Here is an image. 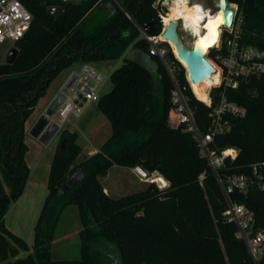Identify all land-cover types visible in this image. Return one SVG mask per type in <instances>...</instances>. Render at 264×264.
<instances>
[{"label": "trees", "instance_id": "1", "mask_svg": "<svg viewBox=\"0 0 264 264\" xmlns=\"http://www.w3.org/2000/svg\"><path fill=\"white\" fill-rule=\"evenodd\" d=\"M20 1L33 20L14 42L18 50L14 61L0 62V264H105L97 247L101 243L116 248L121 264H264V255L254 261L244 240L236 237V226L223 220L224 196L196 140L169 121L172 80L162 60L150 54V43L137 26L149 21L162 26V8L156 0ZM229 1L238 5L243 18L242 42L264 49V0ZM51 5L65 7L60 18L48 13ZM106 7L110 10L105 19L89 28L88 18ZM130 46L143 61L125 59L111 73L112 89L97 101L111 123L110 137L83 157L78 132L61 130L50 167L49 193L30 246L5 223L30 174L27 121L63 70L77 61L116 58ZM216 53L212 48L209 57ZM168 56L187 87L198 125L207 130L210 108L198 98L208 102L209 97L200 84L190 85L185 66L172 50ZM223 88L213 89L215 100ZM225 93L247 113L231 116L232 130L216 136L212 147L239 151L235 159L226 160L221 172H248L254 163L264 161V73L240 79L237 89L227 88ZM117 165L158 172L168 185L147 182L138 192L114 198L105 191L102 179ZM74 175L75 182L63 192ZM232 197L253 210L256 226L264 229V191L252 188ZM69 205L78 207L80 257L55 259V229ZM20 250L27 255L20 256Z\"/></svg>", "mask_w": 264, "mask_h": 264}, {"label": "built area", "instance_id": "2", "mask_svg": "<svg viewBox=\"0 0 264 264\" xmlns=\"http://www.w3.org/2000/svg\"><path fill=\"white\" fill-rule=\"evenodd\" d=\"M190 3L193 4L192 0ZM156 6L162 8L168 5L164 0H156ZM165 11L162 8L159 13L162 26L158 33L151 34L144 27L137 26L141 37L150 43V54L157 55L162 60L172 80L173 106L169 113V121L173 127L182 126L196 140L200 153L207 159L224 196L226 207L222 214L223 220L236 226V237L244 240L251 257L258 262L264 255V229L256 226L253 210L246 204L234 200L232 195L235 192L246 194L252 188L264 191V161L254 163L248 172H221L226 160L228 158L235 159L239 151L236 148H225L219 151L214 149L212 144L215 142L216 136L229 133L232 130L231 116L243 117L246 115L247 108L236 101L229 100L225 91L227 88L237 89L242 78L264 73V49L242 42L243 18L237 10L233 25L230 28L222 27L220 41L213 47L217 50L216 56L212 60L208 57L215 66L214 73H220V82L210 87L208 102L198 98L194 93L210 108V124L207 130H203L198 125L194 109L189 104L187 87L179 81L175 66L168 56L171 50L175 51L173 47H170V41L162 36L167 26L164 21ZM32 20L33 14L20 0H0V43L8 40L15 42L22 38L29 30ZM180 20L179 28L182 29L183 19ZM109 76L111 75L96 70L91 63L83 62L80 70L71 71L64 82L61 88L64 99L56 113L59 112L63 118H67L70 112L78 114L83 102L98 101L101 97V88ZM187 78L189 80L188 73ZM221 85L224 88L218 94V99L215 100L212 91ZM96 151L97 149L91 153ZM134 171L141 181L155 182L159 187L168 185V181L158 172L149 173L141 166H135ZM205 176V172L199 176L202 185Z\"/></svg>", "mask_w": 264, "mask_h": 264}, {"label": "rangeland", "instance_id": "3", "mask_svg": "<svg viewBox=\"0 0 264 264\" xmlns=\"http://www.w3.org/2000/svg\"><path fill=\"white\" fill-rule=\"evenodd\" d=\"M164 1L166 2V0ZM196 2H202V5L205 4L204 7L207 5L205 0H192V3ZM166 7L167 6H163L162 8L166 10ZM109 10L108 7L102 10L97 9L94 14L88 18L87 26L89 28H94L105 19ZM182 29L184 28L182 27ZM182 33L185 41L192 45L195 37L191 32L182 30ZM170 47H173V45H170ZM12 48H14V41L12 40L0 43V62H5L7 60L8 53ZM175 53L176 52H174V54ZM128 58L143 61V56L139 51L130 46L124 53L116 58L91 62V65L94 66L96 70L111 75V73L120 67L125 59ZM210 59L212 60L213 58ZM82 64V61H77L58 75L51 83L47 94L41 98L34 113L27 121L26 142L29 145V150L26 154V161L30 166V174L23 193L17 199L18 201L15 200L11 203L5 215V223L10 230L12 229L15 233L20 234L30 246L35 240V226L49 193L48 180L50 167L60 141V131L68 128L78 132V142L84 149L83 157L92 154V151L100 148L112 133L111 123L107 116L98 109L97 101H90L83 102V106L79 113L70 112L67 118H63L59 112L54 114L53 121L59 125V128L55 134L49 137L51 140L48 145H45V142L40 141L31 134V128L35 124V118L41 116L51 102L50 99L55 92L57 94L62 92L61 88L71 71L80 70ZM200 86L203 88L204 92L208 90L202 85ZM112 87L113 83L111 76H109L101 88L100 94L103 95L109 92ZM102 183L107 187L109 194L114 198L138 192L144 189L148 184L147 182L141 181L128 167L118 165L110 168L108 175L102 179ZM80 229L81 223L78 207L76 205L67 206L55 229L52 244L53 258L77 259L80 257ZM97 247L101 251V257L105 264H121L119 253L112 244L101 243Z\"/></svg>", "mask_w": 264, "mask_h": 264}, {"label": "water", "instance_id": "4", "mask_svg": "<svg viewBox=\"0 0 264 264\" xmlns=\"http://www.w3.org/2000/svg\"><path fill=\"white\" fill-rule=\"evenodd\" d=\"M208 8L215 12H222L224 18L223 28H230L235 20L238 6L233 3H230L229 0H205ZM171 3L170 0H166V4L169 5ZM65 12V7L63 5H51L48 8V13L55 16L56 19L60 18L62 14ZM181 20L173 19L171 20L165 30L162 33V36L175 44L178 58L180 61L184 63L187 68L188 77L191 79V83H199L206 81L209 77H211L214 73L215 66L209 60V52L206 51L202 47H197L196 43L190 45L184 39L182 30L179 28ZM144 29L148 33H158L161 29L157 25L155 21H149L144 24ZM18 50L16 48H12L8 53V61L13 62ZM65 91V90H64ZM64 96L62 93H58L46 107L44 112L35 122V124L31 128V134L35 137H39L41 139L47 138L50 134H54L56 129L59 128V125L56 124L51 118L56 113L58 107L63 102ZM75 175L69 179L62 188V191L65 192L69 186L75 182Z\"/></svg>", "mask_w": 264, "mask_h": 264}, {"label": "bare ground", "instance_id": "5", "mask_svg": "<svg viewBox=\"0 0 264 264\" xmlns=\"http://www.w3.org/2000/svg\"><path fill=\"white\" fill-rule=\"evenodd\" d=\"M201 3L191 4L190 0H173L166 7L164 21L168 24L173 19H183V30L191 32L195 37L194 41L197 47H202L208 51L220 41L224 18L222 12L213 13L204 7V3V5ZM170 43L178 55L175 44L171 41ZM189 80L191 83L190 78ZM220 80V73L215 72L206 81L198 83L208 89L204 92L205 97H209V88L214 84H218ZM193 84L195 83H191V85Z\"/></svg>", "mask_w": 264, "mask_h": 264}, {"label": "crops", "instance_id": "6", "mask_svg": "<svg viewBox=\"0 0 264 264\" xmlns=\"http://www.w3.org/2000/svg\"><path fill=\"white\" fill-rule=\"evenodd\" d=\"M206 8H208V7H206ZM98 62V61H97ZM57 95V93L55 92L53 95H52V97H51V99H50V101L55 97ZM38 118H39V116H38ZM37 117L35 118V121L34 122H36L37 121V119H38ZM34 124V123H33ZM61 132V131H60ZM37 139H39L40 141H42V142H45V145H48L49 144V142H50V140H51V138H45V139H41V138H39V137H36ZM98 149V148H97ZM113 167H115V166H113ZM112 168V167H111ZM135 175H136V173H135V171H134V168H132V167H128ZM109 173V172H108ZM108 175V174H107ZM137 176V175H136ZM104 186V185H103ZM104 188H105V191L109 194V190L107 189V187H105L104 186ZM110 195V194H109ZM18 201V200H17ZM12 230V229H11ZM13 231V230H12ZM14 233H15V231H13ZM16 234H18V233H16ZM18 235H20V234H18ZM21 236V235H20ZM27 253L28 252H26V251H23V250H20V256H24V255H27Z\"/></svg>", "mask_w": 264, "mask_h": 264}, {"label": "flooded vegetation", "instance_id": "7", "mask_svg": "<svg viewBox=\"0 0 264 264\" xmlns=\"http://www.w3.org/2000/svg\"><path fill=\"white\" fill-rule=\"evenodd\" d=\"M57 130H58V129H56V131H57ZM56 131H55V133H56ZM55 133H54V134H55ZM52 135H53V134H52ZM52 135L50 134L49 136H47V138L51 137Z\"/></svg>", "mask_w": 264, "mask_h": 264}]
</instances>
